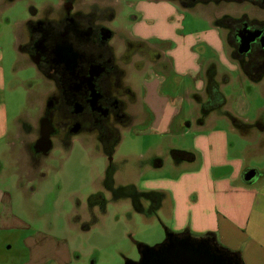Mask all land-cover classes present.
Instances as JSON below:
<instances>
[{"label":"flooded vegetation","instance_id":"obj_1","mask_svg":"<svg viewBox=\"0 0 264 264\" xmlns=\"http://www.w3.org/2000/svg\"><path fill=\"white\" fill-rule=\"evenodd\" d=\"M16 4L24 8L21 19L13 25L6 19L15 58L30 65L45 84L32 127L20 119L14 141L9 142L7 130L1 139L6 153L15 152L17 156L15 164L20 173L15 178L16 172H12L11 178L18 197L23 178L40 169L53 150L66 154L73 141H78L83 150L94 148L106 160L102 188L91 194L86 209L92 219L105 214L107 203L118 205L122 199L130 200L137 213L154 214L159 196L137 192L132 178L138 177L143 164L161 166L165 153L151 154L124 172L112 158L124 139V131L140 125L147 127L151 121L139 107V94L130 75L136 77L146 68L168 73L166 54L172 42L166 36H187L186 16L201 23L204 32L212 30L216 34L230 66L251 82H264V0H0V9ZM156 6H163L165 14L171 13L172 19H165L168 27L175 22L179 27L164 34L156 31L155 21L146 17L148 11L155 14ZM204 47L214 49L209 44ZM204 47L198 45L195 49L201 51ZM220 62L217 57L205 63L204 96L193 98L198 105V124H204L212 113L230 114L223 109L225 103L221 105L218 98L207 95L209 81L213 79L218 84L220 79ZM252 128L264 133V108ZM167 155L185 160L181 152L167 149ZM3 171L0 167L2 174ZM116 177L120 180L116 181ZM1 185L0 201L8 196L11 199L9 172L0 175ZM6 208L5 202L0 203V216ZM76 219L86 225V219Z\"/></svg>","mask_w":264,"mask_h":264},{"label":"rangeland","instance_id":"obj_2","mask_svg":"<svg viewBox=\"0 0 264 264\" xmlns=\"http://www.w3.org/2000/svg\"><path fill=\"white\" fill-rule=\"evenodd\" d=\"M23 10L22 4H16L10 9L9 6L4 10L0 9V128H7L9 142L14 141V134H18L20 119L32 127L39 113L45 85L30 65L15 58L9 25L21 19ZM159 12L161 13V9ZM165 13L166 9H163V17H170L171 20V13ZM185 18V30L195 40L199 34L192 31L205 28L201 23L194 21L193 17ZM159 31L164 34L168 28L162 24ZM226 56L229 59L228 54ZM220 64L218 63L217 69L220 79L217 81L219 91L225 97V108L246 121L244 123L249 126L257 121L264 108V82H251L238 69H231L223 62ZM224 72L227 74L223 77L221 74ZM132 78L130 75V79ZM170 79L169 77L168 80ZM185 86H188L186 78L174 88L175 96H180L183 100V112L178 122L182 124L180 127L181 131L186 133L185 137L169 136L166 139L168 144L182 150L189 149V141L196 129L195 119L198 117L196 105L190 104L186 98L183 99ZM210 126L227 130L229 144L234 145L233 148L226 147L227 156L229 159L244 160L251 170L256 171L257 174L251 182L264 179L263 132L252 128L248 134L240 136L228 121L218 118L216 113L210 116ZM145 129L144 125H140L134 130L123 132L124 139L112 158L113 164L121 166L123 172L139 164L137 155L144 152L136 150L135 147L140 140L141 146H144L148 142L153 144L157 141L156 138H159L153 134L141 138L140 134ZM4 143L5 141H0V167L4 169L0 175L9 172L11 193L14 186L11 174L16 172V178L20 170L16 166L17 163L15 164L16 153L9 151L8 155ZM73 143L66 154L59 149L53 150L50 156L43 160L40 169L22 179L20 197L16 195L15 189L13 190L9 206L4 212L30 227L23 230L13 228L11 223L8 226L1 225L3 230H0V264H124L127 260L138 261V244L153 247L164 240L162 224L152 213L135 212L130 200L122 199L118 205L107 203L105 214L91 218V213L86 210L88 201L91 200L92 193L102 188L101 179L104 176L106 160L96 149L83 150L80 142ZM166 144L167 142L163 141L161 151L165 153V158H162V161L165 160V165L170 166L173 161L167 155L169 147L164 149ZM127 153L131 156L123 158ZM118 179L116 177V181ZM2 188L1 185L0 191ZM105 196L108 199L106 194ZM0 203L3 204L4 200ZM142 203L144 209H147L148 205ZM77 216L81 220L86 219V225H82L76 219ZM37 232L40 235L34 238L36 242H46L45 248L36 252V255L46 257L38 263L27 254L29 248L25 243L28 236L32 237Z\"/></svg>","mask_w":264,"mask_h":264},{"label":"crops","instance_id":"obj_3","mask_svg":"<svg viewBox=\"0 0 264 264\" xmlns=\"http://www.w3.org/2000/svg\"><path fill=\"white\" fill-rule=\"evenodd\" d=\"M163 9V6H156L155 14L149 11L146 14L147 18L155 21V30L159 31L162 24L168 29L179 27L176 22L167 26L162 15ZM166 38L172 42L171 49L166 54L170 75L162 73L160 68H146L131 79L133 88L139 94V107L151 119L146 129L139 134L143 139L151 134L159 137L153 144L148 142L144 146H141L140 140L135 149L144 153L138 154L137 158L145 161L151 154L160 156L163 141L167 142L166 147L171 151L187 152L193 158L190 161L171 158L173 163L170 166H166L164 162L161 166L143 164L138 177L132 178L133 186L139 193L152 192L159 196L153 215L162 224L164 232L187 233L192 238L210 235L215 244L229 252L239 253L242 264H264V179L249 183L243 181L244 173L251 169L244 160L228 158L225 149L233 148L234 145L229 144L227 130L210 126L209 115L204 124L196 123L197 118L195 119L196 129L189 141V149H178L166 140L169 136L183 138L186 134L181 131L182 124L178 122L183 112V100L174 94V88L180 85L182 79L188 80L183 99L186 98L197 107L193 98L204 96L205 63L218 57L231 69L236 68L228 64L212 30L201 32L195 40L190 34L184 37L168 34ZM204 44H209L214 49L209 51ZM198 45L204 49L196 50ZM225 74L227 73L221 75ZM223 109L235 119L246 122L227 108ZM218 118L228 121L221 115ZM228 123L231 125L230 121ZM232 128L240 136L248 134ZM0 131L1 140L6 135V129L0 128ZM130 156L127 153L123 158ZM254 172L256 173L255 170ZM2 199L8 208L9 196ZM10 223L13 228L24 230L30 227L4 212L0 216V230L1 225L8 226ZM38 235L39 232L25 240L29 248L27 254L36 263L46 258L36 255L46 245L45 240L36 242L34 238Z\"/></svg>","mask_w":264,"mask_h":264},{"label":"water","instance_id":"obj_4","mask_svg":"<svg viewBox=\"0 0 264 264\" xmlns=\"http://www.w3.org/2000/svg\"><path fill=\"white\" fill-rule=\"evenodd\" d=\"M255 176L254 170H249L244 173L243 181L249 183ZM153 247L138 252V261L127 260L124 264H238L234 255L224 253L207 238L173 237L168 234L165 243Z\"/></svg>","mask_w":264,"mask_h":264},{"label":"trees","instance_id":"obj_5","mask_svg":"<svg viewBox=\"0 0 264 264\" xmlns=\"http://www.w3.org/2000/svg\"><path fill=\"white\" fill-rule=\"evenodd\" d=\"M210 94V97L211 98H218L221 102H220V104L221 105H224V103H225V101H224V96H222V94L220 93V91H219V85L213 80V79H211L210 81H209V83H208V87H207V95H209ZM222 107V106H221ZM219 115H221V116H224V117H226L227 119H228V121H230V123H231V125H232V127H234V128H236V129H238V130H240V131H242L243 133L245 132V133H248L251 129H252V127H253V125H254V123H252V124H250L249 126L248 125H246V123H244V122H242V121H238L237 119H235L232 115H230V114H227V113H221V114H219ZM244 133V134H245ZM182 154H183V156H184V159L185 160H191L192 158H193V155L192 154H189V153H187V152H181ZM165 234H166V236H165V238H164V240L162 241V243H160V244H158V245H155L153 248H157V247H159V246H161V244H163V243H165L166 241H167V235L168 234H171L173 237H184V236H190V235H188L187 233H181V234H173V233H171V232H169V231H165ZM205 238H207V239H209V240H214V238H211V236L210 235H206V236H204ZM215 241V240H214ZM217 245V244H216ZM217 247H219V249H221V251H223L224 253H226V254H228V255H234L235 257H236V260L238 261V264H242V262H241V259H240V257H239V253H237V252H234V253H232V252H229L228 250H226L225 248H222V247H220L219 245H217ZM137 248H138V252L139 253H141L144 249H147V248H151V247H148V246H145V245H140V244H138L137 245Z\"/></svg>","mask_w":264,"mask_h":264}]
</instances>
